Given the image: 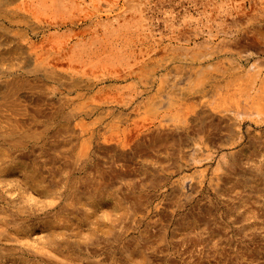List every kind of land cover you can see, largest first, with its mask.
<instances>
[{
    "label": "rangeland",
    "instance_id": "rangeland-1",
    "mask_svg": "<svg viewBox=\"0 0 264 264\" xmlns=\"http://www.w3.org/2000/svg\"><path fill=\"white\" fill-rule=\"evenodd\" d=\"M38 1L0 0V264H264V0Z\"/></svg>",
    "mask_w": 264,
    "mask_h": 264
},
{
    "label": "bare ground",
    "instance_id": "bare-ground-1",
    "mask_svg": "<svg viewBox=\"0 0 264 264\" xmlns=\"http://www.w3.org/2000/svg\"><path fill=\"white\" fill-rule=\"evenodd\" d=\"M39 1H40V0H39ZM39 1H38V2H39ZM36 2H37V1H36ZM41 2H42V1H41ZM41 2H40V3H41ZM23 3H24V2H23ZM108 3L110 4V2H108ZM28 4H29V3H28ZM31 4H33V3H31ZM35 4H36V3H35ZM83 4H84V3H83ZM93 4H94V3H93ZM91 5H92V4H91ZM19 6H20V5H19ZM24 6H26V5L24 4ZM24 6H23V8H24ZM30 6H31V5H30ZM30 6H29V7H30ZM92 6H93V5H92ZM38 7H40V6H38ZM42 7H43V6H42ZM17 8H18V6H17ZM90 8H91V7H90ZM93 8H94V7H93ZM100 8H101V7H100ZM31 9H32V7H31ZM41 9H42V8H41ZM25 10H26V9H25ZM29 10H30V9H29ZM44 10H45V9H44ZM107 10H108V9H107ZM39 11H40V9H39ZM90 11H91V10H90ZM101 11H102V10H101ZM105 11H106V10H105ZM23 12H24V11H23ZM30 12H31V11H30ZM33 12H34V11H33ZM46 12H47V11H46ZM46 12H45V13H46ZM53 12H54V11H53ZM55 12H56V11H55ZM55 12H54V14H55ZM88 12H89V11H88ZM103 12H104V10H103ZM16 13H17V12H16ZM34 13H35V12H34ZM34 13H33V14H34ZM39 13H40V12H39ZM90 13H91V12H90ZM43 14H44V13H43ZM108 14H109V13H108ZM110 14H111V13H110ZM14 15H15V14H14ZM46 15L49 16L50 14H46ZM87 15H88V14H87ZM111 15H112V14H111ZM111 15H110V16H111ZM20 16H21V15H20ZM32 16H33V15H32ZM37 16H38V15H37ZM41 16L44 17L42 14H41ZM50 16H51V15H50ZM92 16H93V15H92ZM34 17H35V16H34ZM40 18H41V17H40ZM40 18H39V20H40ZM53 18H54V16H53ZM87 18H88V17H87ZM98 18H99V17H98ZM23 19H24V18H23ZM34 19H35V18H34ZM37 19H38V17H37ZM17 20H18V19H17ZM25 20H26V19H25ZM49 20H50V19H49ZM18 21H20V20H18ZM21 21H22V20H21ZM47 21H48V20H47ZM50 21H51V20H50ZM22 22H23V21H22ZM34 22H35V21H34ZM103 22H104V21H103ZM29 23H30V22H29ZM43 23H44V22H43ZM43 23H42V24H43ZM48 23H49V21H48ZM79 23H80V22H79ZM22 24H23V23H22ZM33 24H34V23H33ZM42 24H41V25H42ZM45 24H46V23H45ZM55 24H56V23H55ZM104 24H105V23H104ZM20 25H21V24H20ZM53 25H54V24H53ZM58 25H59V24H58ZM58 25H57V26H58ZM109 25H110V24H109ZM33 27H34V26H33ZM46 27H47V26H46ZM66 27H67V26H66ZM48 28H49V27H48ZM110 28H111V25H110ZM110 28H109V29H110ZM33 29H35V27H34ZM31 30H32V29H31ZM38 30H39V29H38ZM49 30H50V29H49ZM57 30H58V29H57ZM90 30H91V29H90ZM87 31H88V30H87ZM97 31H98V30H96V32H97ZM66 32H67V31H66ZM93 32H94V31H93ZM93 32H92V33H93ZM44 33H45V32H44ZM61 33H62V32H61ZM179 33H180V31H179ZM51 34H52V33H51ZM59 34H60V33H59ZM59 34H58V35H59ZM63 34H64V33H63ZM97 34H98V33H97ZM172 34H173V33H172ZM180 34H181V33H180ZM55 35H56V34H55ZM60 35H61V34H60ZM88 35H89V33H88ZM146 35L148 36V34H146ZM175 35H176V34H175ZM49 36H50V34H49ZM51 36H52V35H51ZM61 36H62V35H61ZM72 36H73V35H72ZM62 37H63V36H62ZM102 37H104V35H102ZM105 37H106V35H105ZM140 37H141V36H140ZM40 38H41V37H40ZM43 38H44V37H43ZM45 38H46V37H45ZM48 38H50V37H48ZM68 38H69V37H68ZM68 38H67V39H68ZM90 38H91V37H90ZM92 38H93V37H92ZM108 38H109V37H108ZM132 38H133V37H132ZM162 38H163V37H162ZM191 38H192V37H191ZM51 39L54 40L55 38H51ZM63 39H64V38H63ZM96 39H97V38H96ZM98 39H99V38H98ZM109 39H110V38H109ZM147 39H148V38H147ZM167 39H168V38H167ZM39 40H40V39H39ZM52 40H51V41H52ZM57 40H58V39H56V41H57ZM85 40H86V39H85ZM90 40H92V39H90ZM56 41H55V42H56ZM100 41H101V40H100ZM105 41H106V40H105ZM141 41H142V40H141ZM169 41H170V40H169ZM191 41H192V39H191ZM31 42H32V41H31ZM189 42H190V41H189ZM107 43H108V41H107ZM128 43H129V41H128ZM132 43H133V42H132ZM161 43H162V42H161ZM46 44H47V43H46ZM78 44H79V43H78ZM92 44H93V43H92ZM137 44H138V43H137ZM50 45H51V44H50ZM128 45H129V44H128ZM159 45H160V44H159ZM34 46H35V45H34ZM41 46H42V44H41ZM73 46H74V45H73ZM76 46H77V45H76ZM79 46H80V45H79ZM83 46H84V44H83ZM83 46H82V47H83ZM108 46H109V45H108ZM139 46H140V45H139ZM152 46H153V45H152ZM152 46H151V47H152ZM29 47H30V46H29ZM35 47H36V46H35ZM38 47H39V46H38ZM42 47H43V46H42ZM42 47H41V48H42ZM45 47H46V46H45ZM49 47H50V46H49ZM51 47H52V46H51ZM61 47H62V46H61ZM127 47H129V46H127ZM142 47H143V46H142ZM43 48H44V47H43ZM54 48H55V46H54ZM73 48L75 49V47H73ZM107 48H108V47H107ZM134 48H135V47H134ZM168 48H169V47H168ZM47 49H48V48H47ZM79 49H80V48H79ZM86 49H87V48H86ZM91 49H92V48H91ZM96 49H97V48H96ZM99 49H100V48H99ZM108 49H109V48H108ZM129 49H130V48H129ZM129 49H127V50H129ZM142 49H143V48H142ZM154 49H155V48H154ZM75 50H76V49H75ZM101 50H102V49H101ZM110 50H111V49H110ZM159 50H160V49H159ZM171 50H172V49H171ZM171 50H169V51H171ZM91 51H92V50H91ZM96 51H97V50H96ZM98 51H99V50H98ZM106 51H107V50H106ZM106 51H105V52H106ZM139 51H140V50H139ZM142 51H143V50H142ZM100 52H101V51H100ZM109 52H110V51H109ZM130 52H131V51H130ZM134 52H135V51H134ZM140 52H141V51H140ZM155 52H156V51H155ZM165 52H166V51H165ZM49 53H50V52H49ZM66 53H68V52H66ZM76 53H77V52H76ZM76 53H75V55H77ZM87 53H88V52H87ZM91 53H92V52H91ZM102 53H103V52H102ZM120 53H121V52H120ZM120 53H119V54H120ZM149 53H150V52H149ZM173 53H174V52H173ZM42 54H44V53L42 52L40 55H42ZM50 54H51V53H50ZM98 54H99V53H98ZM136 54H137V53H136ZM58 55H59V54H58ZM60 55H62V54H60ZM88 55H89V54H88ZM115 55H116V54H115ZM134 55H135V54H134ZM143 55H144V54H143ZM155 55H156V54H155ZM160 55H161V54H160ZM164 55H165V54H164ZM170 55H171V54H170ZM173 55H174V54H173ZM35 56H36V55H35ZM83 56H84V55H83ZM86 56H87V55H86ZM86 56H85V57H86ZM117 56H118V55H117ZM117 56H115V58H117ZM120 56H121V55H120ZM38 57H39V56H38ZM63 57H64V56H63ZM69 57H70V56H69ZM69 57H68V58H69ZM90 57H91V55H90ZM118 57H119V56H118ZM149 57H150V56H149ZM157 57H158V56H157ZM171 57H172V56H171ZM171 57H170V58H171ZM30 58H31V57H30ZM139 58H140V57H139ZM150 58H152V57H150ZM26 59H27V57H26ZM52 59H54V58H52ZM52 59H51V60H52ZM88 59H89V57H88ZM88 59H87V60H88ZM91 59H92V58H91ZM119 59H120V58H119ZM122 59H123V58H122ZM133 59H135V57H134ZM140 59H141V58H140ZM175 59H176V58H175ZM55 60H56V59H55ZM63 60H64V59H63ZM106 60H107V59H106ZM111 60H112V59H111ZM124 60H125V59H124ZM169 60H171V59H169ZM169 60H168V61H169ZM173 60H174V59H173ZM34 61H36V59H35ZM56 61H57V60H56ZM58 61H60V60H58ZM65 61H66V60H65ZM96 61L98 62V60H96ZM104 61H105V60H104ZM107 61H108V60H107ZM107 61H106V62H107ZM48 62H49V61H48ZM50 62H51V61H50ZM54 62H55V61H54ZM61 62H62V61H61ZM85 62H86V61H85ZM109 62H111V61L109 60ZM114 62H115V61H114ZM114 62H113V63H114ZM170 62H171V61H170ZM36 63H38V62H36ZM51 63H53V62H51ZM51 63H50V64H51ZM56 63H57V62H56ZM78 63H79V62H78ZM107 63H108V62H107ZM113 63H112V64H113ZM142 63H143V62H142ZM173 63H174V62H173ZM42 64H43V63H42ZM53 64H54V63H53ZM58 64H59V63H58ZM80 64H81V63H80ZM97 64H98V63H97ZM100 64H101V63H100ZM103 64H104V63H103ZM103 64H102V66H104ZM110 64H111V63H110ZM114 64H115V63H114ZM161 64H162V63H161ZM36 65H37V64H36ZM43 65H44V64H43ZM55 65H56V64H55ZM60 65H62V64H60ZM60 65H59V66H60ZM72 65H73V63H72ZM72 65H71V66H72ZM85 65H86V64H85ZM85 65H84V66H85ZM89 65H91V64H89ZM92 65H93V64H92ZM105 65H107V64H105ZM116 65H117V64H116ZM141 65H142V64H141ZM145 65H146V64H145ZM164 65H165V64H164ZM64 66H65V63H64ZM76 66H77V65H76ZM96 66H98V65H96ZM117 66L119 67V65H117ZM134 66H135V65H134ZM155 66H156V65H155ZM170 66H171V65H170ZM99 67H100V66H98V69H99ZM148 67H149V66H148ZM47 68H48V67H47ZM76 68H77V67H76ZM82 68H83V67H82ZM84 68H85V67H84ZM112 68H113V67H112ZM122 68H123V67H122ZM145 68H146V67H145ZM160 68H161V67H160ZM32 69H34V68H32ZM42 69H43V68H42ZM61 69H62V67H61ZM78 69H79V68H78ZM80 69H81V68H80ZM89 69H90V68H89ZM94 69H95V68H93V69L91 68L90 70H94ZM104 69H105V68H104ZM108 69H109V68H108ZM115 69H116V68H115ZM117 69H118V68H117ZM130 69H131V68H130ZM138 69H139V68H138ZM138 69H137V70H138ZM161 69H163V68H161ZM172 69H173V68H172ZM26 70H27V69H26ZM44 70H45V69H44ZM56 70H57V69H56ZM66 70H67V69H66ZM69 70H70V69H69ZM74 70H75V69H74ZM76 70H77V69H76ZM76 70H75V71H76ZM87 70H88V69H87ZM90 70H89V71H90ZM112 70H113V69H112ZM119 70H120V69H119ZM133 70H134V69H133ZM176 70H177V68H176ZM89 71H88V72H89ZM98 71H99V70H98ZM100 71H101V69H100ZM114 71H115V70H114ZM121 71H123V69H122ZM44 72H45V71H44ZM58 72H59V71H58ZM95 72H96V71H94V73H95ZM103 72H104V71H103ZM110 72H111V71H110ZM141 72H142V71H141ZM160 72H161V71H160ZM168 72H169V71H168ZM168 72H167V73H168ZM32 73H33V72H32ZM37 73H38V72H37ZM66 73H67V72H66ZM84 73H86V70H85ZM101 73H102V71H101ZM104 73H106V72H104ZM130 73H131V72H130ZM46 74H47V73H46ZM46 74H45V75H46ZM53 74H54V73H53ZM86 74H87V73H86ZM109 74H110V73H109ZM127 74H128V73H127ZM35 75H36V74H35ZM56 75H58V74H56ZM69 75H70V73H69ZM78 75H79V74H78ZM128 75H130V74H128ZM135 75H137V73H136ZM159 75H160V74H159ZM98 76H101V75H98ZM119 76H120V75H119ZM150 76H152V75H150ZM40 77H41V76H40ZM43 77H44V76H43ZM53 77H54V76H53ZM56 77H57V76H56ZM56 77H55V79H56ZM64 77H65V75H64ZM131 77H132V76H131ZM66 78H68V77H66ZM150 78H151V77H150ZM75 79H76V78H75ZM75 79H74V80H75ZM86 79H87V78H86ZM95 79H96V78H95ZM53 80H54V79H53ZM104 80H105V79H104ZM117 80H118V79H117ZM36 81H37V80H36ZM40 81H41V80H40ZM76 81H77V80H76ZM91 81H92V80H91ZM124 81H125V79H124ZM140 81H141V80H140ZM160 81H161V80H160ZM42 82H43V81H42ZM42 82H41V84H42ZM51 82H52V81H51ZM63 82H64V81H63ZM99 82H100V81H99ZM144 82H145V81H144ZM53 83H54V82H53ZM68 83H69V82H68ZM71 83H72V81H71ZM39 84H40V83H39ZM95 84H96V83H95ZM126 84H127V83H126ZM129 84H130V82H129ZM137 84H138V83H137ZM164 84H165V83H164ZM57 85H58V84H57ZM60 85H61V84H60ZM130 85H131V84H130ZM135 85H136V84H135ZM165 85H166V84H165ZM37 86H38V85H37ZM64 86H65V85H64ZM67 86H68V85H67ZM117 86H118V85H117ZM117 86H116V87H117ZM84 87H85V86H84ZM98 87H99V86H98ZM113 87H114V86H113ZM124 87H125V86H124ZM161 87H162V86H161ZM163 87H164V86H163ZM90 88H91V87H90ZM92 88H93V87H92ZM92 88H91V89H92ZM103 88H104V87H103ZM120 88H121V87H120ZM167 88H168V87H167ZM71 89H72V88H71ZM85 89H86V88H85ZM85 89H84V90H85ZM89 90H90V89H89ZM104 90H105V89H104ZM86 91H88V90H86ZM117 91H118V90H117ZM157 91H158V89H157ZM161 91H162V89H161ZM167 91H168V90H167ZM98 92H99V91H98ZM106 92H107V91H105V94H106ZM142 92H143V91H142ZM153 92H154V91H153ZM159 92H160V91H159ZM169 92H170V91H169ZM88 93H89V92H88ZM107 93H108V92H107ZM112 93H113V92H112ZM177 93H178V92H177ZM66 94H67V93H66ZM78 94H79V93H78ZM105 94L103 93L102 96H104ZM114 94H115V93H114ZM187 94H188V93H187ZM110 95H111V94H110ZM178 95H179V94H178ZM77 96H78V95H77ZM86 96H87V95H86ZM107 96H108V94H107ZM112 96H113V94H112ZM123 96H124V95H123ZM139 96H140V95H139ZM144 96H145V95H144ZM179 96H180V95H179ZM186 96H187V95H186ZM186 96H185V97H186ZM73 97H74V96H73ZM90 97H92V96H90ZM97 97H98V96H97ZM100 97H101V96H100ZM149 97H150V96H149ZM68 98H69V96H68ZM87 98H88V97H87ZM116 98H117V97H116ZM120 98H121V97H120ZM120 98H118V99H120ZM93 99H94V98H93ZM99 99H100V98H99ZM66 100H67V99H66ZM79 100H80V99H79ZM89 100H90V99H89ZM181 101H182V100H181ZM79 102H80V101H79ZM79 102H78V103H79ZM88 102H89V101H88ZM134 102H135V101H134ZM67 103H68V101H67ZM92 103H93V102H92ZM153 103H154V102H153ZM183 103H184V102H183ZM86 104H87V103H86ZM108 104H109V103H108ZM135 104H136V103H135ZM67 105H68V104H67ZM188 105H189V104H188ZM188 105H187V106H188ZM80 106H81V105H80ZM192 106H193V105H192ZM65 107H66V106H65ZM65 107H64V108H65ZM179 107H180V105H179ZM64 108H63V109H64ZM90 108H91V107H90ZM137 108H138V107H137ZM161 108H162V107H161ZM182 108H183V106H182ZM135 109H136V108H135ZM170 109H171V108H170ZM83 110H84V109H83ZM78 111H79V110H78ZM78 111H77V112H78ZM86 111H87V110H86ZM95 111H96V110H95ZM99 111H101V110H99ZM99 111H98V112H99ZM134 111H135V110H134ZM174 111H175V110H174ZM185 111H186V110H185ZM104 112H105V111H104ZM107 112H109V111H107ZM130 112H131V111H130ZM80 113H81V112H80ZM157 113H158V112H157ZM178 113H179V112H178ZM183 113H185V112H183ZM183 113H182V114H183ZM104 114H105V113H104ZM142 114H143V113H142ZM85 115H86V114H85ZM105 115H106V114H105ZM178 115H179V114H178ZM184 115H185V114H184ZM64 116H66V115H64ZM129 116H130V115H129ZM160 116H161V114H160ZM142 117H143V116H142ZM152 118H153V117H152ZM162 118H163V117H162ZM162 118H161V119H162ZM183 118H184V117H183ZM146 119H147V118H146ZM149 119H150V118H149ZM21 121H22V120H21ZM136 121H137V120H136ZM94 122H95V121H94ZM152 122H153V121H152ZM25 123H26V122H25ZM101 123H102V122H101ZM105 123H106V122H105ZM135 124H136V123H135ZM150 124H151V123H150ZM97 125H98V124H97ZM103 125H104V123H103ZM91 126H93V125H91ZM95 126H96V125H95ZM97 127H98V126H97ZM137 127H138V126H137ZM99 131H100V130H98V132H99ZM121 132H122V131H121ZM86 133H87V132H86ZM96 133H97V132H96ZM117 133H118V131H117ZM100 134H101V133H100ZM105 134H106V133H105ZM107 134H108V133H107ZM113 134H114V133H113ZM127 134H128V133H127ZM129 134H130V133H129ZM111 135H112V134H111ZM124 135H125V134H124ZM104 136H105V135H104ZM109 136H110V135H109ZM129 136H130V135H129ZM129 136H128V137H129ZM114 137H115V136H114ZM120 137H121V136H120ZM128 137H127V138H128ZM85 152H86V151H85ZM86 154H87V153H86ZM5 170L8 172V174H9L10 176L18 174V170H20L21 173H22V177H23L24 180H26V181L29 182V183H31L32 181H35L34 176H33L30 172H28V171H26L25 169H23L21 166H18L17 163H11V164H9V165H6V166H5ZM97 204H98V203H96V202H92L93 210H94V212H96V213L99 212L98 210L95 209V207H98V205H99V204H98V205H97ZM86 211H87V209H85V212H86ZM86 213H87V212H86Z\"/></svg>",
    "mask_w": 264,
    "mask_h": 264
}]
</instances>
